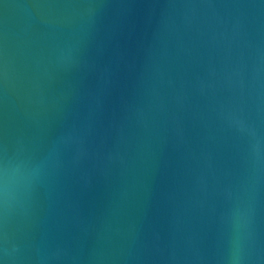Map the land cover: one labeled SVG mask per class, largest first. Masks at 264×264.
Segmentation results:
<instances>
[{"label": "water", "instance_id": "obj_1", "mask_svg": "<svg viewBox=\"0 0 264 264\" xmlns=\"http://www.w3.org/2000/svg\"><path fill=\"white\" fill-rule=\"evenodd\" d=\"M0 264H264V0H0Z\"/></svg>", "mask_w": 264, "mask_h": 264}]
</instances>
